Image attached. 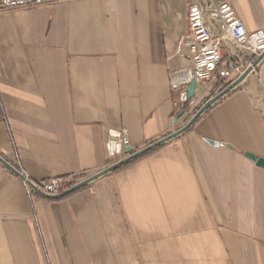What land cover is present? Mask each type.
I'll list each match as a JSON object with an SVG mask.
<instances>
[{
	"label": "crops",
	"instance_id": "crops-1",
	"mask_svg": "<svg viewBox=\"0 0 264 264\" xmlns=\"http://www.w3.org/2000/svg\"><path fill=\"white\" fill-rule=\"evenodd\" d=\"M227 2L264 32V0ZM188 5L1 11L0 157L34 182L82 181L111 166L108 130H126L133 154L184 127L225 84L195 83L177 104ZM247 154L264 159V58L183 134L67 196H29L0 163V264H264V169Z\"/></svg>",
	"mask_w": 264,
	"mask_h": 264
},
{
	"label": "built area",
	"instance_id": "built-area-1",
	"mask_svg": "<svg viewBox=\"0 0 264 264\" xmlns=\"http://www.w3.org/2000/svg\"><path fill=\"white\" fill-rule=\"evenodd\" d=\"M61 1L64 0H0V12ZM188 3L187 21L190 35L184 46L190 64L187 68L174 70L169 74L171 86L178 94L177 104L181 107L191 101L188 95L191 82L221 80L225 84H231L264 53V32L261 30L248 32L227 1L188 0ZM212 21L219 23V33L213 31L210 25ZM225 47H228L230 54L227 60H224L222 55ZM244 59L249 60L246 67L240 63ZM230 64L232 68L229 67ZM235 72L236 78L233 77ZM129 147L126 130L107 131L105 153L111 160V165L130 156L131 153H127ZM24 177L29 181L27 183L22 180L29 196L36 194L44 197L59 196L81 182L72 175L37 182Z\"/></svg>",
	"mask_w": 264,
	"mask_h": 264
},
{
	"label": "water",
	"instance_id": "water-1",
	"mask_svg": "<svg viewBox=\"0 0 264 264\" xmlns=\"http://www.w3.org/2000/svg\"><path fill=\"white\" fill-rule=\"evenodd\" d=\"M219 1H227V0H219ZM264 58V53H262L257 59H255V61L252 63V65L247 68L243 74H241L236 80H234L231 84H229V86L227 88H225L224 90H222L220 93H218L217 95H215L214 97L210 98L195 114L194 116H192V118L187 122V124L182 127L181 129H179L178 131L166 136L165 138L155 142L154 144L138 151L135 152L133 154H131L130 156H128L127 158H125L124 160L113 164L111 166H109L108 168L82 180L81 182H79L77 185H75L74 187H72L71 189L67 190L66 192L62 193L59 196H52L49 197L50 199H58L64 196H67L73 192H75L76 190L84 187L85 185L95 181L96 179L118 169L119 167L127 164L128 162L132 161L133 159H136L140 156H142L143 154H145L148 151H151L153 149H155L156 147H159L161 145H163L164 143L168 142L171 139H174L175 137L183 134L186 130H188L196 121L197 119L200 117V115L205 112L209 107H211L214 103H216L219 99H221L223 96H225L226 94H228L229 92H231L233 89H235L245 78L246 76L253 71V69L255 67H257V65L260 63V61ZM233 67V66H232ZM194 89H195V82H191L190 86L188 87V95H189V99L191 100L194 96ZM183 113V112H182ZM127 153H131L130 149H127ZM248 158H250L251 160H253L256 164L257 167H260L262 169H264V159L262 158H258L256 156L247 154L246 155ZM0 163L3 164V166H5L7 169H9L10 171H12L16 176H18L21 180L29 183L28 180L25 179L24 176H22L21 173H19L15 168H13L10 164H8L3 158L0 157Z\"/></svg>",
	"mask_w": 264,
	"mask_h": 264
},
{
	"label": "trees",
	"instance_id": "trees-1",
	"mask_svg": "<svg viewBox=\"0 0 264 264\" xmlns=\"http://www.w3.org/2000/svg\"><path fill=\"white\" fill-rule=\"evenodd\" d=\"M228 86H229V84H224V85L222 86V90H224V89L227 88ZM222 90H221V91H222ZM160 147H161V146L156 147L155 149L146 152L145 154H143L142 156H140V158H142V157H144V156H146V155L152 153L153 151H156V150L159 149ZM138 159H139V158L133 159L132 161H130V162H128L127 164H125V165L119 167L118 169L125 168V167H127L128 165H130V164L134 163L135 161H137ZM118 169H116V170H118ZM116 170H114V171H116Z\"/></svg>",
	"mask_w": 264,
	"mask_h": 264
},
{
	"label": "rangeland",
	"instance_id": "rangeland-1",
	"mask_svg": "<svg viewBox=\"0 0 264 264\" xmlns=\"http://www.w3.org/2000/svg\"><path fill=\"white\" fill-rule=\"evenodd\" d=\"M14 168V167H13ZM26 189V188H25ZM27 191V190H26ZM37 195V194H36ZM39 196H41V195H39ZM42 197H44V196H42ZM47 198H49V197H47Z\"/></svg>",
	"mask_w": 264,
	"mask_h": 264
}]
</instances>
